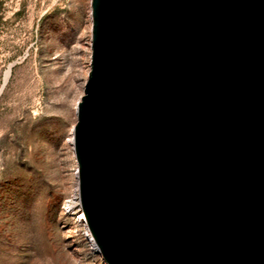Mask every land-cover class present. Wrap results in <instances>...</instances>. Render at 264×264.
Here are the masks:
<instances>
[{"label":"water","instance_id":"1","mask_svg":"<svg viewBox=\"0 0 264 264\" xmlns=\"http://www.w3.org/2000/svg\"><path fill=\"white\" fill-rule=\"evenodd\" d=\"M73 150L107 264H264V0H91Z\"/></svg>","mask_w":264,"mask_h":264},{"label":"rangeland","instance_id":"2","mask_svg":"<svg viewBox=\"0 0 264 264\" xmlns=\"http://www.w3.org/2000/svg\"><path fill=\"white\" fill-rule=\"evenodd\" d=\"M91 36V0H0V264H107L71 144Z\"/></svg>","mask_w":264,"mask_h":264},{"label":"bare ground","instance_id":"3","mask_svg":"<svg viewBox=\"0 0 264 264\" xmlns=\"http://www.w3.org/2000/svg\"><path fill=\"white\" fill-rule=\"evenodd\" d=\"M77 103H78V102H77ZM76 109H77V104H76ZM71 144H72V147H73V133H72V138H71ZM75 200H76V204L78 205V207H79V209H80L79 196H78V187H77V192H76V198H75ZM76 208H77V207H76ZM71 211H72V212H76V211H74L73 207L71 208ZM80 212H81V209H80ZM80 219L82 220V222L85 224V226H86V228H87V225H86V223H85V221H84V218H83L82 212L80 213ZM87 233H88L89 240H90L91 243H92V246L94 247L95 251H96L97 253H99V252L97 251V247L95 246V243L93 242V240H92L91 237H90V234H89V232H88V229H87ZM99 254H100V253H99Z\"/></svg>","mask_w":264,"mask_h":264}]
</instances>
